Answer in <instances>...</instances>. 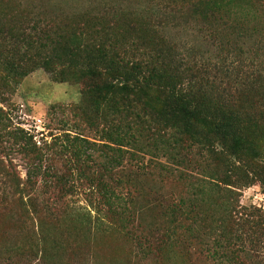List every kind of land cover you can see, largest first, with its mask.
Masks as SVG:
<instances>
[{"label":"trees","instance_id":"trees-1","mask_svg":"<svg viewBox=\"0 0 264 264\" xmlns=\"http://www.w3.org/2000/svg\"><path fill=\"white\" fill-rule=\"evenodd\" d=\"M169 17L201 34L200 62L171 46ZM38 69L84 85L75 131L45 147L3 108ZM141 160L183 192L143 182ZM255 184L264 0H0V264H103L108 233L150 264H264V211L239 200Z\"/></svg>","mask_w":264,"mask_h":264},{"label":"rangeland","instance_id":"rangeland-1","mask_svg":"<svg viewBox=\"0 0 264 264\" xmlns=\"http://www.w3.org/2000/svg\"><path fill=\"white\" fill-rule=\"evenodd\" d=\"M157 14L163 16L160 12H157ZM162 18L164 19V17ZM163 25L168 30L166 31V37L174 50L184 55L188 61L196 60L200 62L197 57L199 55L198 51L205 53L207 47L197 29L190 28L178 20H173L171 17L166 18L163 21ZM208 49L209 51L212 50L211 47ZM207 55L213 57L211 53ZM82 89H84L82 83H56L52 81L49 74L43 69H38L24 78L15 93L10 97L9 102L4 103L3 108L8 110L13 127H16V123L20 121L18 119L19 110L21 109L20 105L24 106L23 110L26 114L41 118L46 125L47 131L44 137H48L46 140L44 138L41 139V147H43L51 144L56 139L55 137L64 133V130H68L67 132L70 133L75 131L76 126L69 115V110L71 106L80 102ZM85 133H88V131ZM93 153L94 157H98V152ZM149 157L146 156V159ZM7 159L12 160L21 177L25 178L26 164L20 156L12 153ZM141 161L146 162L143 163L144 165L142 163L139 164L140 168L138 169L142 174L140 178H142L143 182L147 181L146 183L156 188H161L165 193H172L175 196L183 192L184 185L179 182L178 173L175 175H159L161 171L159 168H153V163L148 160ZM240 193L241 207L247 209L256 208L264 211V194L258 184L244 188ZM77 199L81 207L85 206L81 195ZM104 235L108 236L96 241L93 249L96 258L103 264L111 262H116L117 264H150L148 260L136 259L134 254L129 257L130 255L124 246V241L118 236V233Z\"/></svg>","mask_w":264,"mask_h":264},{"label":"built area","instance_id":"built-area-1","mask_svg":"<svg viewBox=\"0 0 264 264\" xmlns=\"http://www.w3.org/2000/svg\"><path fill=\"white\" fill-rule=\"evenodd\" d=\"M19 110V122L16 123L17 127L23 129L27 134L33 136V140L37 145H42L41 139L46 140L48 137H44L47 134L46 125L41 118L32 117L24 112V106L20 105Z\"/></svg>","mask_w":264,"mask_h":264}]
</instances>
